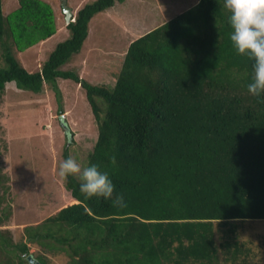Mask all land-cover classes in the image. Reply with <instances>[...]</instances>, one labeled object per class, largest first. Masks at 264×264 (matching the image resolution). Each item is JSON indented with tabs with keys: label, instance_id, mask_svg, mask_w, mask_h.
Returning <instances> with one entry per match:
<instances>
[{
	"label": "trees",
	"instance_id": "1",
	"mask_svg": "<svg viewBox=\"0 0 264 264\" xmlns=\"http://www.w3.org/2000/svg\"><path fill=\"white\" fill-rule=\"evenodd\" d=\"M124 1L87 3L68 25L60 6L70 37L31 72L15 48L28 35L32 41L19 50L55 35L53 10L21 0L14 23L0 0V99L11 82L33 93L48 83L62 104L58 81L80 84L98 126L87 166L106 172L115 188L112 199H88L69 176L65 187L78 203L24 228L41 251L0 229V264H30L29 256L52 264L49 257L61 254L69 264H258L241 230L264 220V95L247 90L252 61L231 45L224 0H197L134 40L114 86L62 70L82 51L93 17ZM27 18L39 34L30 35ZM6 179L0 169V183ZM117 196L122 205L113 203ZM11 215L2 209L0 227Z\"/></svg>",
	"mask_w": 264,
	"mask_h": 264
},
{
	"label": "rangeland",
	"instance_id": "2",
	"mask_svg": "<svg viewBox=\"0 0 264 264\" xmlns=\"http://www.w3.org/2000/svg\"><path fill=\"white\" fill-rule=\"evenodd\" d=\"M52 8L58 32L48 40L37 41L22 50L19 44H28L32 37L23 38L15 48L22 65L31 72L41 69L56 46L70 37V31L61 16L62 0H40ZM96 0H67L75 13L85 4ZM196 0H125L114 8L93 17L89 25V38L82 51L72 56L62 70L75 71L82 79L94 84L114 86L116 74L121 70L125 57L117 59L106 68L107 74L88 70L83 73V54L95 50L92 62L101 64L112 54H121L134 40L150 32L170 19L187 11ZM173 4V5H172ZM21 8V0H5V13L15 23ZM76 15V14H75ZM20 21V19H19ZM31 36L39 34L33 28L35 19H26ZM31 24V25H30ZM18 31V30H17ZM21 33L16 32L17 36ZM30 40V41H29ZM86 55V54H85ZM87 56V55H86ZM98 58V60H97ZM89 60V59H88ZM103 64V63H102ZM104 66V64H103ZM62 104L55 90L45 83L41 93L19 89L15 82L7 84L5 95L0 99V169L9 179L0 183V197L6 187L0 212L10 207L12 215L0 229H9L15 241L24 240L30 251H41L30 243L24 233L26 226L37 225L56 215L60 210L77 204L65 187V179L59 176V164L65 160L68 144L67 133L71 132L69 155L80 163L88 164L89 154L98 139V126L80 84L60 79ZM62 105L63 115L59 112ZM5 186V187H4ZM241 230V240L254 248L256 262L264 264V220L246 222ZM52 264H69L66 255L50 256Z\"/></svg>",
	"mask_w": 264,
	"mask_h": 264
},
{
	"label": "clouds",
	"instance_id": "3",
	"mask_svg": "<svg viewBox=\"0 0 264 264\" xmlns=\"http://www.w3.org/2000/svg\"><path fill=\"white\" fill-rule=\"evenodd\" d=\"M230 26L229 39L234 50L252 61V74L247 84L248 92L255 96L264 95V0H224ZM111 163H116L115 157ZM59 176L79 179V190L85 198L112 199L114 185L106 172L95 165L81 167L71 155L60 162ZM113 203L123 204V196H117Z\"/></svg>",
	"mask_w": 264,
	"mask_h": 264
},
{
	"label": "crops",
	"instance_id": "4",
	"mask_svg": "<svg viewBox=\"0 0 264 264\" xmlns=\"http://www.w3.org/2000/svg\"><path fill=\"white\" fill-rule=\"evenodd\" d=\"M197 0H196V2L194 3V5H196L197 4ZM173 5V4H172ZM194 5H192V6H194ZM112 8H114V7H112ZM111 8V9H112ZM73 10H74V12H75V9L74 8H72ZM77 13V12H76ZM75 13V14H76ZM57 32H58V29H57ZM56 32V33H57ZM55 33V34H56ZM89 33H90V31H89ZM54 36V35H53ZM50 38H52V37H50ZM49 38V39H50ZM88 38H89V36H88ZM87 38V39H88ZM48 40V39H47ZM133 42V41H132ZM131 42V43H132ZM130 43V44H131ZM130 44L127 46V48L126 49H124L123 50V52L121 53V54H116V53H114L113 52V50H112V54H111V56L110 57H108V58H102V60H104V59H107V60H104L102 63L104 64V66H103V64L101 63H99V61H98V64H96V63H94V61L92 62V56L94 55V53L93 52H95V50L93 49V50H89V52L87 51V53H85V54H83V73L85 72V73H87V71L88 70H93L95 73V76H96V73H104V74H107V70H106V68H109V66L111 65V63L113 64L117 59H121L122 58V56H124L125 57V55H126V53H127V51H128V48H129V46H130ZM89 59V60H88ZM97 60H98V58H97ZM84 73V74H85ZM81 74V73H80ZM79 74V75H80Z\"/></svg>",
	"mask_w": 264,
	"mask_h": 264
},
{
	"label": "water",
	"instance_id": "5",
	"mask_svg": "<svg viewBox=\"0 0 264 264\" xmlns=\"http://www.w3.org/2000/svg\"><path fill=\"white\" fill-rule=\"evenodd\" d=\"M62 8L63 12L66 16V24H70L75 19V12L74 10L68 5L67 0H62ZM30 264H41L37 260H35L32 256L28 257Z\"/></svg>",
	"mask_w": 264,
	"mask_h": 264
},
{
	"label": "bare ground",
	"instance_id": "6",
	"mask_svg": "<svg viewBox=\"0 0 264 264\" xmlns=\"http://www.w3.org/2000/svg\"><path fill=\"white\" fill-rule=\"evenodd\" d=\"M76 202H78V201H76Z\"/></svg>",
	"mask_w": 264,
	"mask_h": 264
}]
</instances>
